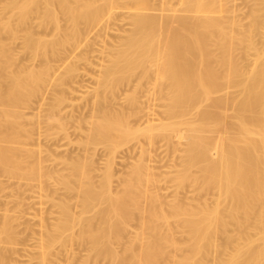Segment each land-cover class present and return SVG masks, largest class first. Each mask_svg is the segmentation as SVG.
<instances>
[{
    "label": "bare ground",
    "instance_id": "bare-ground-1",
    "mask_svg": "<svg viewBox=\"0 0 264 264\" xmlns=\"http://www.w3.org/2000/svg\"><path fill=\"white\" fill-rule=\"evenodd\" d=\"M244 2L0 0V174L19 180L0 264L19 243L25 264H264V0ZM72 123L81 159L42 147Z\"/></svg>",
    "mask_w": 264,
    "mask_h": 264
},
{
    "label": "rangeland",
    "instance_id": "rangeland-1",
    "mask_svg": "<svg viewBox=\"0 0 264 264\" xmlns=\"http://www.w3.org/2000/svg\"><path fill=\"white\" fill-rule=\"evenodd\" d=\"M239 2L245 3L244 0H239ZM244 9H245V7H244ZM14 48L16 50H19V48H20V42L19 41H17L14 44ZM84 82H87L85 84H87L88 86H89V84H90V86L93 84L90 81L88 82V80H85ZM86 88H87V86H86ZM88 97H90V96H88V94H87V92L85 90H83L81 92H78L76 95H74L72 97V113H76V114L79 113V114H81V116H85V114H86V116H88L89 113H90V109H91L90 101H89V104L87 103L88 102L87 101ZM89 107H90V109H89ZM66 109H67V111H69L70 106H68ZM24 110L25 111H29L27 109H24ZM138 122H136V123H138ZM67 134H68L69 138L72 139V143H70V144L67 143V139L66 138H62V136L59 135V136H56L55 138L50 139L48 141L43 139L41 141V145L44 148L47 147V148H50L52 150L55 149L56 152H58L59 154H72V157H77V158L81 159L82 155L84 153V150L82 149L81 146H79L75 142V140L78 137H81L82 134H84V132L83 131L80 132L78 129H76L74 127L73 123H72V125H70V124L68 125ZM139 140H140L141 145H142L143 138L139 139ZM134 141H131V142L133 143ZM137 142H139V141L138 140L135 141L134 143H136V144H134V143L133 144L131 143V144L136 146ZM159 144H161V143L160 142L157 143V147H156L155 153H158L159 156H163L164 158H166L165 153H163L165 151H161L160 150L161 151L160 152L159 150H157L159 148L158 147ZM139 146H140V144L136 146L138 148V149L136 148V150H135V147H134L133 151L132 150L128 151L129 154H127V150H126L124 152V156L126 155L127 158H129V159H131L132 157L136 158L137 153L139 151ZM143 146H145V145H143ZM159 149H161V148H159ZM103 151H102V148H100V147L96 149V155H94V161H95L94 163H95V165H96V163H97V165L98 164L101 165V163H98V162H102L103 161L102 158L105 157L103 155V153H104ZM49 165H51V164H49ZM119 165L118 164L115 165V167H117L116 170L118 172L120 171L119 168L122 169V167H123V165H122V167H121V165L120 166ZM57 166H59V165H57ZM0 180L2 181L3 185L5 186L3 189H0V208H1L0 211H2V209H4V208L12 209L13 205H14V199H13V197L11 195V192H12V189L14 188V186L18 183L19 180L16 179V178H8V177H6L4 175H1V174H0ZM113 184H115V182ZM76 194H77L76 191H72V201H74L76 199V197H77ZM22 198H23V200H24L26 205H29L30 202L33 199L31 194L28 193V192L24 193L22 195ZM28 211L32 212L33 209L29 208ZM0 245H6V244H4L3 242L0 241ZM15 247H16V250L14 251V253H12V257L16 258V264H25L26 256L24 255V251L21 249L22 245L19 243V244H16ZM74 247H77V246H74ZM78 248H76V249H78ZM81 252H83V251H81ZM32 264H34V263H32ZM98 264H104V262L101 261Z\"/></svg>",
    "mask_w": 264,
    "mask_h": 264
}]
</instances>
